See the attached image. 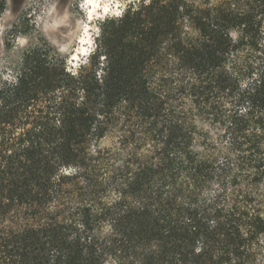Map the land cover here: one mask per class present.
<instances>
[{"label": "trees", "instance_id": "trees-1", "mask_svg": "<svg viewBox=\"0 0 264 264\" xmlns=\"http://www.w3.org/2000/svg\"><path fill=\"white\" fill-rule=\"evenodd\" d=\"M100 29L76 76L42 40L0 79V264H264V0Z\"/></svg>", "mask_w": 264, "mask_h": 264}, {"label": "clouds", "instance_id": "clouds-1", "mask_svg": "<svg viewBox=\"0 0 264 264\" xmlns=\"http://www.w3.org/2000/svg\"><path fill=\"white\" fill-rule=\"evenodd\" d=\"M149 2L150 0H144L145 4ZM45 4H48V0H45ZM75 4L83 15L76 20L75 30L69 33L71 38L67 39L65 43H60L55 39L51 41L60 55L63 56L71 53L67 59L69 66L67 71L71 72L73 76L77 75L80 64L87 63L86 58L95 50L94 37L100 36L101 29L94 21L123 18L130 4L132 5L133 12L139 10L140 0H75ZM33 14L35 15V10H33ZM72 15L73 13L66 10L62 17L57 16L56 5L53 3L47 7L41 6V12L35 15V21L33 22L37 24L38 28L42 25V30L47 33L50 30L56 31L62 25L65 27L69 26L68 22ZM6 30V26L0 25V35ZM229 35L235 41L238 39L240 33L232 30L229 32ZM29 41V35L19 34L14 41L15 48H24L29 44ZM82 57L84 59H81ZM18 76V72L13 73L11 69L7 68L3 72H0V79L13 85L18 84ZM243 86L246 85L242 84ZM60 171L65 175H73L77 172V169L68 166L61 168ZM201 250L202 248L199 246L195 249L197 253Z\"/></svg>", "mask_w": 264, "mask_h": 264}, {"label": "rangeland", "instance_id": "rangeland-1", "mask_svg": "<svg viewBox=\"0 0 264 264\" xmlns=\"http://www.w3.org/2000/svg\"><path fill=\"white\" fill-rule=\"evenodd\" d=\"M211 1L215 3L217 0ZM53 3L56 5L57 16L62 17L66 10L73 13V15L68 22L69 26L62 25L56 31L50 30L45 33L42 30L43 26L41 25L38 28L33 21H35V15L40 14L41 6L47 7ZM33 10H35V15ZM82 15L75 4V0H48V4H45V0H5V9L0 16V25L6 26L7 30L0 35V72H3L6 68L11 69L13 72L21 52L42 40L48 41L55 49L56 47L51 43L53 39L65 43L67 39L71 38L69 33L75 30L76 20ZM94 23L100 27L102 21H94ZM19 34H26L30 37L29 44L24 48H15L14 41ZM95 40L96 37H94V43ZM69 55L71 53L63 55L66 61ZM67 67H69L68 64Z\"/></svg>", "mask_w": 264, "mask_h": 264}]
</instances>
